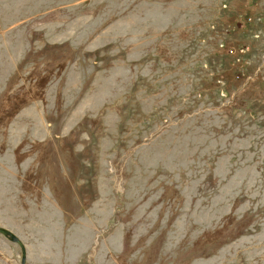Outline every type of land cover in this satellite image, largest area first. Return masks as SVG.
<instances>
[{"label":"rangeland","instance_id":"rangeland-1","mask_svg":"<svg viewBox=\"0 0 264 264\" xmlns=\"http://www.w3.org/2000/svg\"><path fill=\"white\" fill-rule=\"evenodd\" d=\"M0 228L25 264H264V0H0Z\"/></svg>","mask_w":264,"mask_h":264},{"label":"water","instance_id":"water-1","mask_svg":"<svg viewBox=\"0 0 264 264\" xmlns=\"http://www.w3.org/2000/svg\"><path fill=\"white\" fill-rule=\"evenodd\" d=\"M0 235L5 237L8 241L16 244L20 253L19 263L25 264V251L22 243L12 233L2 228H0Z\"/></svg>","mask_w":264,"mask_h":264}]
</instances>
